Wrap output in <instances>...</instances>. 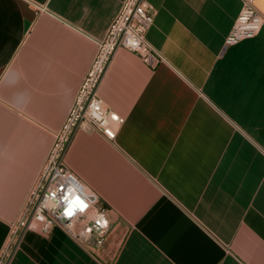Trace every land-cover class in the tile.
<instances>
[{
	"label": "crops",
	"instance_id": "1",
	"mask_svg": "<svg viewBox=\"0 0 264 264\" xmlns=\"http://www.w3.org/2000/svg\"><path fill=\"white\" fill-rule=\"evenodd\" d=\"M146 1L162 60L117 48L97 93L124 124L63 155L108 209L96 246L19 222L123 0H0L2 264H264V24L225 47L242 0Z\"/></svg>",
	"mask_w": 264,
	"mask_h": 264
},
{
	"label": "built area",
	"instance_id": "2",
	"mask_svg": "<svg viewBox=\"0 0 264 264\" xmlns=\"http://www.w3.org/2000/svg\"><path fill=\"white\" fill-rule=\"evenodd\" d=\"M153 22L154 13L146 0H123L105 36L97 41L93 62L61 129L54 137L19 226L26 227L36 222L45 234L59 227L76 240L92 238L96 246H101L107 239L111 223L106 205L69 170L63 155L79 128L98 132L111 141L116 139L125 119L105 108L97 89L119 47L137 54L149 65L162 60L146 40V33ZM263 24L264 17L257 9L255 0H242V8L225 39V47L254 38Z\"/></svg>",
	"mask_w": 264,
	"mask_h": 264
}]
</instances>
